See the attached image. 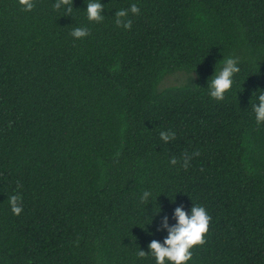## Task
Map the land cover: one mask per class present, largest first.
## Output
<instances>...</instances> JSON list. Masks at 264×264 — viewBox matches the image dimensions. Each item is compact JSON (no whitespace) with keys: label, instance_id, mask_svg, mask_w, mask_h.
I'll return each mask as SVG.
<instances>
[{"label":"trees","instance_id":"obj_1","mask_svg":"<svg viewBox=\"0 0 264 264\" xmlns=\"http://www.w3.org/2000/svg\"><path fill=\"white\" fill-rule=\"evenodd\" d=\"M32 2L0 0V264H156L164 217L192 203L212 219L188 264H264V0H102L99 21L84 0Z\"/></svg>","mask_w":264,"mask_h":264},{"label":"clouds","instance_id":"obj_2","mask_svg":"<svg viewBox=\"0 0 264 264\" xmlns=\"http://www.w3.org/2000/svg\"><path fill=\"white\" fill-rule=\"evenodd\" d=\"M21 3L27 10H31L34 6L32 0H21ZM63 3H67V0H55L54 7L58 9ZM84 3L89 20L99 21L103 18L105 9L102 0H84ZM139 11L140 8L135 2L131 3L127 9L117 10L115 12L116 24L130 28L132 21L129 12L136 14ZM87 34L88 29L84 26L75 27L72 30V35L75 38H82ZM221 60L222 65L219 71L217 72L215 67L214 73L207 81L208 94L217 100L224 98L225 93L232 87L235 74L240 71L237 58L229 56L223 57ZM255 93L258 95L255 102L252 103V109L256 122L260 124L264 123V89H258ZM160 136L163 141L167 142L175 136V133L170 130H162ZM170 163L176 164V158L173 157ZM184 166L187 167V160H185ZM150 197L151 192L145 190L140 196V200L148 201ZM9 199L12 211L19 214L22 211L19 194H13ZM174 217L175 222L172 224L168 223L167 217L163 219L162 227L167 231L163 240L153 239L148 245L149 252L154 255L156 264H188L193 255L191 249L204 242V235L208 231V225L212 219L203 205L193 203L188 210L177 206L174 209ZM138 254L144 256L147 253L140 249Z\"/></svg>","mask_w":264,"mask_h":264},{"label":"rangeland","instance_id":"obj_3","mask_svg":"<svg viewBox=\"0 0 264 264\" xmlns=\"http://www.w3.org/2000/svg\"><path fill=\"white\" fill-rule=\"evenodd\" d=\"M185 77H186V74L183 72H179V73L170 75V76L166 77V79L164 80V82L161 85V88L165 89V88H168L171 86L180 85L185 80Z\"/></svg>","mask_w":264,"mask_h":264}]
</instances>
